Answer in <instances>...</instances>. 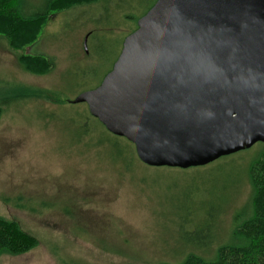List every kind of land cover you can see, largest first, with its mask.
<instances>
[{
	"label": "rangeland",
	"instance_id": "rangeland-1",
	"mask_svg": "<svg viewBox=\"0 0 264 264\" xmlns=\"http://www.w3.org/2000/svg\"><path fill=\"white\" fill-rule=\"evenodd\" d=\"M45 1L23 0V9L39 10ZM118 1L48 6L47 24L29 42L11 41L0 27V218L17 221L40 241L25 254L2 253L0 264H176L190 252L211 257L232 240L234 224L253 213L251 164L262 155L261 144L205 166L152 167L130 141L98 130L86 103L72 102L100 85L135 29L137 21L125 26ZM154 2L131 0L126 11L138 20ZM23 56L43 57L51 67L36 61L31 72ZM121 146L127 160L117 155ZM197 224L212 225L208 248L185 236V227Z\"/></svg>",
	"mask_w": 264,
	"mask_h": 264
},
{
	"label": "water",
	"instance_id": "water-1",
	"mask_svg": "<svg viewBox=\"0 0 264 264\" xmlns=\"http://www.w3.org/2000/svg\"><path fill=\"white\" fill-rule=\"evenodd\" d=\"M72 102L152 167L264 143V0H156L100 85Z\"/></svg>",
	"mask_w": 264,
	"mask_h": 264
},
{
	"label": "trees",
	"instance_id": "trees-1",
	"mask_svg": "<svg viewBox=\"0 0 264 264\" xmlns=\"http://www.w3.org/2000/svg\"><path fill=\"white\" fill-rule=\"evenodd\" d=\"M100 1L101 0H46L45 5H43L41 9L25 11L23 9V0H0V27L5 30L6 37L11 41L18 40L23 37L25 42H29L33 40L37 36L38 32H40L47 24L49 20V16H47L48 6H55L56 3L59 7V11L72 9L77 6H81L82 4H97ZM118 4H122L123 6ZM117 6L123 8L122 19L125 26L126 24L129 25V22L134 23L135 25V21L138 20H136L131 13L129 14L126 11L127 8L133 6L131 0H119L117 2ZM151 7H149L144 13L142 12L141 16H143ZM136 28L137 24L135 25V29L130 30V33L136 30ZM34 59L35 58L32 56H23V64L25 68L31 72L35 71V66H39V64L35 63L36 61L40 64L46 63V66L51 67V62L43 57H41L40 60L33 61ZM28 94L32 95L31 92ZM30 95H24L22 97ZM2 112L3 108L0 106V118L2 116ZM87 119H91L97 129L98 127L106 129L105 126L91 114H89ZM87 119L83 124V130L80 132L81 136L88 132L85 128L88 125ZM116 137V139H122V137ZM123 139L126 138L123 137ZM257 144L264 146V143ZM261 150L263 151L262 155L253 160L252 164L250 163L252 186L254 189L252 199L253 213L251 217L246 220L243 219L244 221H237L232 228V240L225 242L224 244H220L211 257L199 254L198 252H190L181 262L176 264H264V149ZM128 152L129 151L126 147L121 146L117 155L120 156V158L122 157L127 160L126 157H128ZM132 156L135 158V153L133 151ZM223 158L224 157H221L220 159ZM214 173L215 172H212L207 178L212 176ZM185 220L186 223L189 222V220H187V216ZM211 228L212 225L202 226L197 224L191 229L185 227L184 233H186L185 236H190V242H192L195 247L208 248L212 239V237L208 234V230ZM183 229L181 228L182 231ZM39 244L40 241L35 236L25 232L17 221L0 218V255L2 253L12 255L25 254L36 248Z\"/></svg>",
	"mask_w": 264,
	"mask_h": 264
},
{
	"label": "flooded vegetation",
	"instance_id": "flooded-vegetation-1",
	"mask_svg": "<svg viewBox=\"0 0 264 264\" xmlns=\"http://www.w3.org/2000/svg\"><path fill=\"white\" fill-rule=\"evenodd\" d=\"M86 39V38H85Z\"/></svg>",
	"mask_w": 264,
	"mask_h": 264
}]
</instances>
